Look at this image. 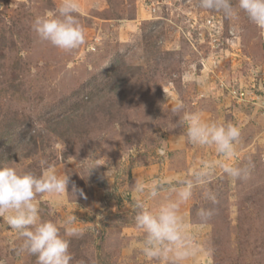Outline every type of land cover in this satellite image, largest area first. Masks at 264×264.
Listing matches in <instances>:
<instances>
[{
	"label": "rangeland",
	"instance_id": "obj_1",
	"mask_svg": "<svg viewBox=\"0 0 264 264\" xmlns=\"http://www.w3.org/2000/svg\"><path fill=\"white\" fill-rule=\"evenodd\" d=\"M60 2L0 0V164L40 175L46 159L69 176L59 207L37 199L41 219L56 223L61 236L65 218L77 217L68 227L83 234L65 237L70 264H166L128 251L129 241L140 238L135 180L186 175L199 161L221 158L214 148L177 146L184 129L172 98L186 111L239 127L231 162L250 166L248 179L236 181L217 168L204 186L216 203L197 188L185 205L192 220L200 207L215 208L197 264H264V106L231 92L235 78L264 81L261 30L243 11L229 21L199 0H78L85 41L64 51L33 29L36 17ZM187 74L203 76L204 86L186 82ZM161 147L166 156L158 154ZM93 163L102 165L89 172ZM21 243L0 218V262L36 264L19 251Z\"/></svg>",
	"mask_w": 264,
	"mask_h": 264
},
{
	"label": "clouds",
	"instance_id": "obj_2",
	"mask_svg": "<svg viewBox=\"0 0 264 264\" xmlns=\"http://www.w3.org/2000/svg\"><path fill=\"white\" fill-rule=\"evenodd\" d=\"M199 6L221 13L229 21L237 20L239 12L243 11L264 37V0H237L235 6L233 0H199ZM78 12V0H61L55 12L36 17L33 29L41 40L49 41L58 49L74 50L85 41L84 29L77 19ZM237 30L238 26L233 24V31ZM185 81L201 87L205 84V78L195 74L185 75ZM172 99L171 111L179 117L178 125L184 129L175 138L177 146L187 143L214 148L221 158L199 161L186 175L170 174L135 180L131 192L133 219L140 238L130 240L127 247L129 252L138 251L148 261L197 264L198 258L206 251L202 247L201 236L210 228L215 208L200 207L196 211V219L192 220L185 214V205L197 188L203 190L205 200L213 205L216 203L215 193L204 189V186L210 182L217 168L236 181L248 179L250 166H237L231 162L236 157L239 127L208 120L201 111H186L182 101ZM157 151L160 156H166L165 148ZM39 164L40 175L0 164V218L22 239L19 251L35 256L36 264H70L73 256L69 251L70 240L65 237L78 238L83 234L78 227H68L75 224L77 217L71 214L65 218L64 236H61L56 223L41 219L40 200L37 199L46 200L52 208L59 207L69 193V176L60 175L46 159H41ZM98 165L102 164H91L89 172ZM165 192L168 195L162 196ZM71 193L76 197L75 184ZM80 195L84 196L82 190ZM151 201H158L155 207L150 205Z\"/></svg>",
	"mask_w": 264,
	"mask_h": 264
},
{
	"label": "built area",
	"instance_id": "obj_3",
	"mask_svg": "<svg viewBox=\"0 0 264 264\" xmlns=\"http://www.w3.org/2000/svg\"><path fill=\"white\" fill-rule=\"evenodd\" d=\"M258 78L259 77H254V79L257 80V83L255 82L247 83L249 80H251V78H246L243 83H242L243 78H241L240 80H237V78H235L232 83V85L235 86L231 91L234 97H238L241 100L247 99V101L254 103L257 106L259 105L264 106V84H263L264 81L262 80V78H260L259 80ZM221 84H222V80H221ZM243 90H245L246 93Z\"/></svg>",
	"mask_w": 264,
	"mask_h": 264
}]
</instances>
